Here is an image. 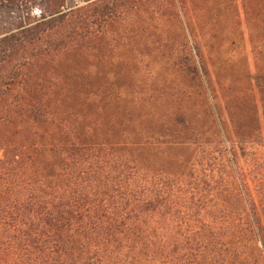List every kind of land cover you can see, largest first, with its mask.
<instances>
[{
	"label": "trees",
	"instance_id": "1",
	"mask_svg": "<svg viewBox=\"0 0 264 264\" xmlns=\"http://www.w3.org/2000/svg\"><path fill=\"white\" fill-rule=\"evenodd\" d=\"M160 2L0 0V264H264V86L216 85L197 41L158 45L183 88L106 72Z\"/></svg>",
	"mask_w": 264,
	"mask_h": 264
},
{
	"label": "rangeland",
	"instance_id": "2",
	"mask_svg": "<svg viewBox=\"0 0 264 264\" xmlns=\"http://www.w3.org/2000/svg\"><path fill=\"white\" fill-rule=\"evenodd\" d=\"M204 1L160 2L158 9L161 14L152 21L156 27L137 35V40L141 42V54L134 57L127 49L120 51V54H111L112 59L106 69L111 80L114 81L113 76L119 72L125 78L120 83L126 86L130 82L134 87L140 85L144 89L151 86L169 90L183 88L184 82L176 80L173 69L158 63L162 51L158 45L166 44L165 56L172 51L185 64V58L189 55L188 45L192 49L194 46L191 44L197 41L203 62L216 85L219 80L220 83H230L232 86L246 83L254 88L264 86V52L261 51L262 44L264 46V0H251L250 6L256 8L255 4L258 3L263 8H256L249 19L243 14L241 0ZM82 2L66 0L68 7L78 6ZM188 8L191 10L188 11ZM175 10L180 17L178 21L171 15ZM20 15L18 8L0 5V36L15 29ZM147 41H151L152 45L145 46ZM120 60L127 64L124 68L120 67L121 70L115 67L116 61ZM205 92L212 103L210 91L205 89ZM203 97L205 102V94L202 92V97H196V103L201 104Z\"/></svg>",
	"mask_w": 264,
	"mask_h": 264
}]
</instances>
